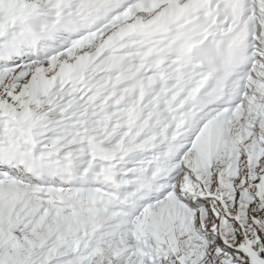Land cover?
<instances>
[{
	"label": "snow or ice",
	"instance_id": "snow-or-ice-1",
	"mask_svg": "<svg viewBox=\"0 0 264 264\" xmlns=\"http://www.w3.org/2000/svg\"><path fill=\"white\" fill-rule=\"evenodd\" d=\"M0 264H264V0H0Z\"/></svg>",
	"mask_w": 264,
	"mask_h": 264
}]
</instances>
